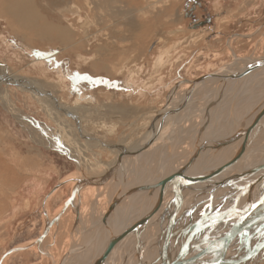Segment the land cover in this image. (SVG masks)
I'll return each mask as SVG.
<instances>
[{
  "label": "bare ground",
  "instance_id": "obj_1",
  "mask_svg": "<svg viewBox=\"0 0 264 264\" xmlns=\"http://www.w3.org/2000/svg\"><path fill=\"white\" fill-rule=\"evenodd\" d=\"M140 1L125 0V6L118 0H0V16L25 48L27 43L43 45L46 40L54 43L46 46L47 51L59 47V57L72 53L80 66L81 60L87 62L83 58L91 56L89 66L99 71L107 70L113 58L117 61L126 54L122 50L113 54L111 46L109 49L101 43L86 49L93 43L91 24L111 22L115 29L111 44L120 46V41L127 42L124 35L160 23L166 9L177 0H146L142 10L137 8ZM82 8L98 13L99 18L93 20L88 12L81 14ZM66 14L72 16L67 25L59 17ZM76 18L83 29L80 35L85 36L77 40L72 31ZM176 21L173 11L169 23ZM140 34L135 36L136 42L147 30ZM234 59L175 90L173 101L168 97L169 113H153L145 133L123 144L121 155L99 172L84 155L90 142L82 144L86 149L78 148L75 137L68 133L69 126L63 135L56 129L61 144L54 143L62 145L80 169L87 166L90 173L74 180L72 197L75 199L85 185H96L84 190L96 195L104 192L109 204L108 210L96 207L90 217L86 215L84 223L89 226L81 222L78 243L59 264H264V100H258L264 95V64H259L264 63V56ZM3 84V100L10 110H16L9 98L10 85L15 84L20 90L33 92L43 110L65 127L55 109L56 98L43 93L38 81L14 76L0 63V86ZM24 127L34 133L29 125ZM68 138L73 148L64 142ZM149 212L153 222L145 228L141 221ZM104 215L106 227L98 224ZM137 224L136 231H126Z\"/></svg>",
  "mask_w": 264,
  "mask_h": 264
},
{
  "label": "rangeland",
  "instance_id": "obj_2",
  "mask_svg": "<svg viewBox=\"0 0 264 264\" xmlns=\"http://www.w3.org/2000/svg\"><path fill=\"white\" fill-rule=\"evenodd\" d=\"M118 1L124 4L125 0ZM145 2L141 0L137 8H145ZM79 5L84 7L83 2ZM166 10L160 23L138 28L130 35L123 33L128 38L126 43L120 41V46L111 44L115 34L111 22L91 24L93 43L86 49L101 43L111 46L113 54L120 50L126 54L117 61L113 58L107 70L99 71L89 66L91 56L83 58L87 62L81 60L80 66L72 53L59 57V47V51H47L54 43L46 40L43 45L38 41L30 42L33 46L27 43L25 48L0 16V63L8 66L14 76L38 81L43 93L56 98L55 109L65 121V127L60 126L43 110L33 92L21 91L16 85L9 89L11 104L16 106V110H10L2 95L6 84L0 86V264H59L78 243L76 240L82 235L79 230L83 225L89 226L84 223L86 217L96 207L109 209L106 194L87 191L90 185H83L76 198L72 197L74 180L89 170L87 166L80 169L76 159L62 150V145H56L61 144L59 136L69 127L68 133L75 137L78 148L86 149L82 144L90 142L84 155L99 172L121 155L123 144L128 145L127 141L132 143L145 133L153 113H169L168 99L173 101L175 90L224 68L235 57L264 56V0H177ZM173 11L177 21L169 23ZM85 12L93 20L99 18L98 13L93 14L94 9L90 13L82 8L81 14ZM143 13L145 17L150 15ZM68 15L59 16L65 25L71 21L72 16ZM77 22V26H72L76 40L85 37L80 35L81 22ZM142 29L147 34L136 42L135 36H141ZM159 38L164 41L161 39L156 45ZM258 100L263 101L264 95ZM236 103L233 105L242 104ZM24 125H29L34 133ZM58 128L61 134L56 131ZM71 141L64 140L73 148ZM144 217L141 222L146 228L153 222L151 212ZM17 247L20 250L5 256L3 263V256Z\"/></svg>",
  "mask_w": 264,
  "mask_h": 264
},
{
  "label": "water",
  "instance_id": "obj_3",
  "mask_svg": "<svg viewBox=\"0 0 264 264\" xmlns=\"http://www.w3.org/2000/svg\"><path fill=\"white\" fill-rule=\"evenodd\" d=\"M259 64H264V63H259ZM258 64V65H259ZM15 85V84H14ZM17 86V85H16ZM18 87V86H17ZM21 91H23L22 89H21ZM215 176V175H214ZM179 194L181 193L180 191L178 192ZM106 220H107V217L104 215V217H103V219H101L99 222H98V224H102V225H105V227L106 226H108V222H106ZM137 229H139V224H137V225H134V226H132L131 228H130V230H129V228L126 230V231H128L129 233H132L133 231H136ZM125 231H122V232H120V233H124ZM43 235H44V233H43ZM42 235V236H43ZM38 242L37 243H39L41 240H40V238L37 240ZM18 250H20L19 249V247H17V248H13V249H11V250H9V252H8V254L6 253V255H4L3 256V258L6 256L7 257V255H9V254H11V253H13V252H15V251H18ZM5 257V258H6ZM2 258V259H3Z\"/></svg>",
  "mask_w": 264,
  "mask_h": 264
}]
</instances>
